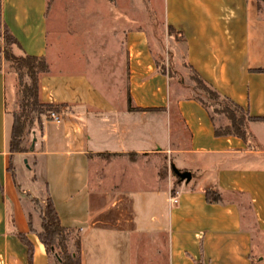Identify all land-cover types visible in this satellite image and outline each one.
<instances>
[{
  "label": "crops",
  "instance_id": "0c3cea01",
  "mask_svg": "<svg viewBox=\"0 0 264 264\" xmlns=\"http://www.w3.org/2000/svg\"><path fill=\"white\" fill-rule=\"evenodd\" d=\"M137 4L1 0L2 23L19 53L49 64V73L39 78L40 101L68 108L61 123L43 120L32 130L29 152L12 154L14 116L8 74L0 69V264H30L20 236L33 247L32 264H50L37 235L36 207V200L49 196L61 224L80 232L82 264H137L136 237L143 234L151 244L158 222L100 219L90 193L97 203L110 195L129 201L150 195L154 155L192 173L189 183H173L177 204L170 202L171 189L167 264H264V0H139V12ZM149 6L166 29L183 36L186 63L256 119L249 123L254 148L237 136H216V118L194 99L196 91L186 97L172 90V77L159 66L163 49ZM110 51V84L104 85L108 77L99 69L83 74L68 67L74 58L93 64ZM24 155L34 184H47L44 197L29 196L19 184L15 161ZM208 188L221 194L220 203L207 202ZM122 201L114 200L111 209Z\"/></svg>",
  "mask_w": 264,
  "mask_h": 264
},
{
  "label": "rangeland",
  "instance_id": "374dc122",
  "mask_svg": "<svg viewBox=\"0 0 264 264\" xmlns=\"http://www.w3.org/2000/svg\"><path fill=\"white\" fill-rule=\"evenodd\" d=\"M138 12L139 9V0H138ZM148 13L152 14L153 30L156 33L157 37L160 40L162 45V55L159 57V66L165 70L172 77V90L179 91L183 96H192L194 91H196L200 97L208 104L212 115L216 118V122L219 127H225L230 124L229 116L225 111L226 103L220 99L213 96L207 89L202 88L199 85L193 74L188 67L185 60V47L182 41V38L172 30L166 29L164 21L161 17L156 16L152 11V8L147 7ZM144 11V9H141ZM107 38V37H106ZM7 46L6 38L3 29H0V69H3L7 75V86H8V102L10 111L13 114H19L21 112V100H22V87L24 85H30L31 80L28 76H23L20 78L17 71L12 67V63L8 62L5 56V49ZM10 48V47H9ZM13 51V54L17 57H21V54L14 47L10 48ZM69 55H74V52H68ZM106 57L104 60H94L93 64L87 63L84 58L79 57V59L74 58V62L71 61V65L68 67L72 70H75L80 73H90L92 69H99V74L102 75V71L105 73V76L108 78H103L104 85L110 84L112 82V75H110V70L113 67L114 60L112 52H106ZM82 58V59H81ZM77 60V61H76ZM107 74V75H106ZM102 79V78H101ZM117 83V82H116ZM60 112L65 111L68 107L65 104H59ZM238 116L241 115L238 113ZM173 119L176 120L175 114H173ZM43 120L50 121L48 114L43 116H38L37 114L31 115V123L25 129L24 138L22 142L16 144L20 153H27L30 151L32 146V130L39 129L42 126ZM160 132V131H159ZM28 160V157H18L15 161V169L18 177L19 184L26 191L29 189V196L34 195L35 197H44L47 192V184L44 183L34 184L35 182L31 179L33 177V171L30 170L32 163ZM167 164L168 165V179L163 181L160 179V170L161 167ZM152 193L150 195H137L136 200H130L123 196H105L104 203L103 201L93 202V195H91V203L94 205L95 209L99 215V218L105 219H117V218H136V219H152L157 221L159 226L153 227L154 232L151 238V244L149 243V238L145 239L143 234H138L136 237L137 245H141L137 250L138 258L137 264H167V231H166V221H167V208L169 206V198L173 183L176 181V176L173 173L172 167L169 162L166 161V158L162 155H154L152 162ZM149 179V177H148ZM149 182V181H148ZM184 183V182H183ZM233 199H239L232 197ZM123 199L117 209H111V205L114 200L118 201ZM127 199V200H126ZM46 198L43 200H36L39 204H44ZM244 207L247 208V202L243 199ZM37 205V204H36ZM37 210L39 214L40 205H37ZM105 210V214H101L102 210ZM245 218L248 221V224L252 226V221L249 215V211L246 209ZM257 235V231L255 232ZM256 237L255 240V254L260 255V238ZM149 241V242H148ZM146 246V252L144 249ZM150 248L151 257H145L146 253L148 254V249ZM262 253L264 255V245L261 247ZM70 251H74V247L71 246ZM145 256L143 257V255ZM149 255V254H148ZM142 256V257H141ZM51 264H55L54 258L52 257Z\"/></svg>",
  "mask_w": 264,
  "mask_h": 264
},
{
  "label": "trees",
  "instance_id": "16d2710c",
  "mask_svg": "<svg viewBox=\"0 0 264 264\" xmlns=\"http://www.w3.org/2000/svg\"><path fill=\"white\" fill-rule=\"evenodd\" d=\"M1 28L4 31L7 42L5 49L7 61L12 63V67L17 71L21 79L26 75L31 80V84L24 85L21 90V112L19 114H13L14 125L10 141V152L15 154L21 152L17 149L16 144H20L22 142L25 129L29 126V123L32 122L31 115L37 114L38 116H42L50 114L51 112L59 113L60 106L43 103L39 99V78L42 74H47L50 71V67L46 59L31 55H21V57H17L10 49L11 47H14L19 51L20 45L9 29L2 23L0 0V29ZM169 30L177 33L182 38L184 43L183 36L179 32L175 31L171 27H169ZM188 67L190 68L195 81L201 85L202 88L207 89L213 96L222 99L226 103L225 111L229 116L230 124L225 127H216L215 135L218 137L230 135L237 136L243 139L250 148H254V138L249 131V123L256 119L250 117L240 106L228 98L221 96L214 88L208 85L191 66L188 65ZM194 99L198 100L206 109L210 110L208 104L200 96H195ZM238 113L241 117L238 116ZM212 119L215 120L213 115ZM10 170H12V166H10ZM174 175L176 176L175 184L181 182L180 178L175 173ZM167 177L168 165L164 164L160 170V179L166 180ZM175 186L172 189L173 196L177 193ZM205 195L207 202L210 204L220 203L222 201L221 194L209 188L205 190ZM36 204L40 205L39 211L41 217V230L37 232V235L46 249L50 259V264L52 257L54 258L55 264H82V243L79 230L64 227L61 224L59 215L50 196L46 199L44 204H39L38 202H36ZM32 220V216H30V229L34 232L35 230L33 228ZM20 238L29 248V263L32 264L33 247L26 237L20 236ZM71 246L74 247L73 252L70 251Z\"/></svg>",
  "mask_w": 264,
  "mask_h": 264
},
{
  "label": "built area",
  "instance_id": "2783aa9c",
  "mask_svg": "<svg viewBox=\"0 0 264 264\" xmlns=\"http://www.w3.org/2000/svg\"><path fill=\"white\" fill-rule=\"evenodd\" d=\"M48 118L54 123H61L62 122V117L59 113L51 112L50 114H48ZM170 202L173 204L178 203L177 193H176V195H174L170 199Z\"/></svg>",
  "mask_w": 264,
  "mask_h": 264
},
{
  "label": "water",
  "instance_id": "95a60500",
  "mask_svg": "<svg viewBox=\"0 0 264 264\" xmlns=\"http://www.w3.org/2000/svg\"><path fill=\"white\" fill-rule=\"evenodd\" d=\"M173 172L180 178L181 182L189 183L192 180V173L189 171H180L176 167L172 168Z\"/></svg>",
  "mask_w": 264,
  "mask_h": 264
}]
</instances>
